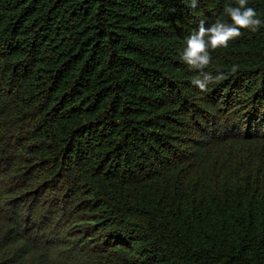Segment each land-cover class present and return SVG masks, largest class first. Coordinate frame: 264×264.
<instances>
[{
    "label": "trees",
    "instance_id": "1",
    "mask_svg": "<svg viewBox=\"0 0 264 264\" xmlns=\"http://www.w3.org/2000/svg\"><path fill=\"white\" fill-rule=\"evenodd\" d=\"M190 5L0 0V264H264V23L201 91Z\"/></svg>",
    "mask_w": 264,
    "mask_h": 264
},
{
    "label": "clouds",
    "instance_id": "2",
    "mask_svg": "<svg viewBox=\"0 0 264 264\" xmlns=\"http://www.w3.org/2000/svg\"><path fill=\"white\" fill-rule=\"evenodd\" d=\"M237 6H227L225 14L230 22L217 20L211 26L206 27L203 20L200 21L197 31L186 37V47L182 53L183 61L190 69L199 70V75L192 80L194 86L201 91H207L210 83L225 79L222 72L215 76L211 72L204 71L211 63L212 51L227 48L231 41L243 35L242 30L256 32L262 25L255 8L249 7L248 0H236ZM191 8L198 6V0H191ZM231 71L235 73L237 66L233 65Z\"/></svg>",
    "mask_w": 264,
    "mask_h": 264
}]
</instances>
